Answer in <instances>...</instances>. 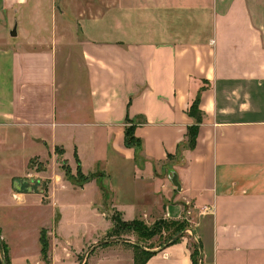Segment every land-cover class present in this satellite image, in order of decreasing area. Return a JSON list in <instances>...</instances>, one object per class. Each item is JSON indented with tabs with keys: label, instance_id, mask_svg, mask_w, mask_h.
Segmentation results:
<instances>
[{
	"label": "crops",
	"instance_id": "1",
	"mask_svg": "<svg viewBox=\"0 0 264 264\" xmlns=\"http://www.w3.org/2000/svg\"><path fill=\"white\" fill-rule=\"evenodd\" d=\"M32 2L0 0V207L38 213L31 242L0 225L10 264H136L103 191L125 222L185 224L143 264H192L191 239L200 264H264V0H51V22Z\"/></svg>",
	"mask_w": 264,
	"mask_h": 264
},
{
	"label": "rangeland",
	"instance_id": "2",
	"mask_svg": "<svg viewBox=\"0 0 264 264\" xmlns=\"http://www.w3.org/2000/svg\"><path fill=\"white\" fill-rule=\"evenodd\" d=\"M86 2H91L92 0H85ZM34 3H36L34 9L32 10V17L38 18L42 21V19H46L47 21L51 22V15H50V2L51 0H33ZM32 2V3H33ZM55 2V13L57 16L60 17L59 10L65 9L68 5L66 3V0H54ZM70 2V0H68ZM70 11V7L67 8ZM65 13V19L67 20L71 19V16ZM2 16H0V26L2 27ZM1 29V28H0ZM2 34L7 35L8 31L5 28H2L0 30ZM10 41L12 38H10ZM67 44V43H64ZM64 48H67V46H64ZM66 50L68 55H70L71 50ZM32 152H34V149H31ZM38 164V163H37ZM43 165V164H42ZM37 167V165H36ZM56 167L60 172L62 173V176L64 179L70 181L73 185L79 186L80 184L84 183V181L80 178L78 174V170H71L67 160L61 155V152L59 149H56ZM18 187H15L14 193L16 190L24 191L26 190V187L28 185L27 181H19ZM17 188V189H16ZM6 187L3 185V183H0V197H2V194H5ZM111 198L110 194L106 191H103L102 193V202H101V208L106 210L107 213L110 215L111 219V234L114 235L113 239H122L125 240L126 237H131L134 242L137 244V248L141 250V246H157L162 245L165 242H167L170 237L174 234L173 233V227H171L170 224H157V222L151 224V225H142L139 223L132 224L131 227L127 225L124 222H121V218L118 217V214L112 209L111 207ZM7 203V201H6ZM38 213H30L29 211H26L22 205H14L8 209H4L0 207V225L2 230H5L9 235L12 233L16 241H21L26 237L28 242H31L33 239L34 231H35V221L37 220ZM154 226L153 229H149L148 227ZM17 233V234H16ZM23 236V238L19 237L18 235ZM47 243V251H46V259H47V253H48V240L45 238ZM110 237V236H109ZM106 238L105 240H109L110 238ZM196 243L195 240L191 239V244ZM193 248V247H192ZM138 251V250H137ZM138 254V260H141L143 258V254L140 252H137ZM42 255V254H41ZM44 258V260H46ZM0 263L3 264V258H2V251L0 248Z\"/></svg>",
	"mask_w": 264,
	"mask_h": 264
},
{
	"label": "trees",
	"instance_id": "3",
	"mask_svg": "<svg viewBox=\"0 0 264 264\" xmlns=\"http://www.w3.org/2000/svg\"><path fill=\"white\" fill-rule=\"evenodd\" d=\"M198 100L199 97L197 96L194 101L191 103L189 109H188V113L189 115L193 116L196 120L195 123H193L192 125H190L188 127L187 130V143L188 146L191 148L194 145L195 142V138H196V134H197V129H198V123L200 122L201 119V112L198 108ZM125 144L127 146H132L135 148L136 152H139L141 149V141L140 139L136 138L132 132V127L129 126L126 128L125 130ZM78 170V169H77ZM78 174L80 176V178L84 181L87 182L88 180H90L91 178H93V175H82L79 170H78ZM118 217L120 218V216L118 215ZM121 222L126 223L127 225H129V227L132 226V224L134 223H139L142 224L144 226L143 223H141L138 220H134L131 222H125L122 219H120ZM168 223L171 225V227H173V235L170 237V239L167 241L168 243H172L177 241L180 236H182V230L185 228V224L183 222H164V221H158L157 224H165ZM149 229H153L154 226L152 227H148ZM44 233L41 232L40 234V244H41V254L43 258H46V251H47V243L46 240L44 239ZM110 236V237H109ZM114 235L111 234V230L108 234L109 238H113ZM165 242V243H167ZM164 243V244H165ZM193 247V248H192ZM0 248L2 250V258H3V264H10L9 261V257L7 254V249H6V245L5 243L0 239ZM138 252L143 254V258L141 260H138V253L136 254V264H143L145 259L151 255L150 251H146V250H138ZM191 260H192V264H200V245L198 242L194 243L193 246L191 245ZM1 264V263H0Z\"/></svg>",
	"mask_w": 264,
	"mask_h": 264
},
{
	"label": "water",
	"instance_id": "4",
	"mask_svg": "<svg viewBox=\"0 0 264 264\" xmlns=\"http://www.w3.org/2000/svg\"><path fill=\"white\" fill-rule=\"evenodd\" d=\"M10 35L11 36H15L16 35V31H15V26H13L12 30L10 31ZM171 182L172 184L177 188V189H180V184L178 182V177H177V174L175 171H172L171 172ZM2 251V250H1Z\"/></svg>",
	"mask_w": 264,
	"mask_h": 264
}]
</instances>
